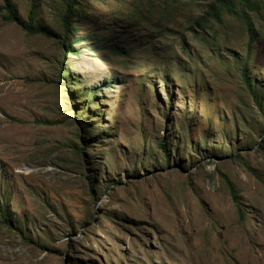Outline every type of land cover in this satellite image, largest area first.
Masks as SVG:
<instances>
[{"label":"rangeland","instance_id":"obj_1","mask_svg":"<svg viewBox=\"0 0 264 264\" xmlns=\"http://www.w3.org/2000/svg\"><path fill=\"white\" fill-rule=\"evenodd\" d=\"M225 2L0 12V264H264V0Z\"/></svg>","mask_w":264,"mask_h":264},{"label":"trees","instance_id":"obj_2","mask_svg":"<svg viewBox=\"0 0 264 264\" xmlns=\"http://www.w3.org/2000/svg\"><path fill=\"white\" fill-rule=\"evenodd\" d=\"M36 1L37 0H31V11L29 13L27 22H22V21L19 20L17 11H16L15 7L13 5H11L9 0H4L5 6H0V12H4V11L7 12L8 13L7 19L9 21L17 22L27 32L37 35V34L42 33V30H40V29L35 27ZM219 1L220 0H214V3H219ZM227 1H229V2L233 1L234 2V0H226V2ZM246 1H248V0H246ZM226 2H225L224 5H226L227 7L230 6V5L226 4ZM70 18H71L70 17V11H68L66 13V17L64 19V22H65L66 25L69 24ZM248 28H249V32H250V35H251V40H253V38H254L253 26L251 24H249ZM233 197L237 201V194L235 192H233ZM0 211L2 212L1 206H0ZM5 213H6L5 211L2 212L3 221H4L5 224H7L9 222V219H8L7 214H5Z\"/></svg>","mask_w":264,"mask_h":264}]
</instances>
